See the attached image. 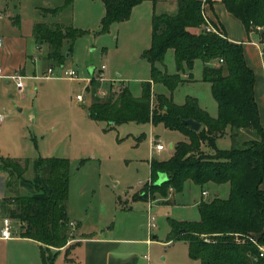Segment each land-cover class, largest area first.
<instances>
[{
  "label": "rangeland",
  "instance_id": "1",
  "mask_svg": "<svg viewBox=\"0 0 264 264\" xmlns=\"http://www.w3.org/2000/svg\"><path fill=\"white\" fill-rule=\"evenodd\" d=\"M55 1L56 5L63 3V0ZM51 2L0 0L3 9L0 31L11 38H23L27 54L38 55L43 49L49 50L46 44H41L43 49L33 45L31 33L35 22H63L84 31L74 39L71 50H68L71 43L68 41L60 48L63 56L70 53L63 64L54 62L45 67L38 60L33 64L28 59L26 74L29 77L24 79L22 91L17 90L14 82L0 91L3 117L0 156L27 159L25 176L29 179L39 157L69 159L67 215L71 220L68 218L67 243L82 239L78 229L86 236L102 239L99 243L81 244L75 249L78 264H201L190 258L187 242L171 243L167 239L170 219L199 218L194 199L200 198L201 188L189 182L181 192L175 193L176 205L172 207L171 203L161 204L171 201L170 192L162 196L150 189L154 181L150 160L166 159L171 151L170 144L182 140V133L165 127L162 122L131 121L110 127L107 122L92 120L87 115L90 104L105 99L110 91L112 82L101 77L120 78L133 96L141 94L142 82L150 76V64L143 52L151 42V13L140 6L129 21L113 23L107 32L100 33V18L104 12L100 0H74L70 7L56 15L43 14L40 8ZM10 16H18L19 25L12 24ZM164 65L167 73L176 72L172 49L165 54ZM49 67L53 68V76L46 78L44 75ZM89 68H93L94 73H90ZM65 70H74L78 78L65 77ZM201 75L202 63L197 60L193 80L180 83L172 99L176 104H183L187 96L195 97L201 108L216 116L217 103L210 83L202 81ZM113 84L114 89L125 86ZM160 92L169 94L162 84H156L153 93ZM77 95L83 99H76ZM252 137V132L242 130L238 142L241 144ZM153 139L165 148L154 150ZM232 146L229 134L215 140L218 149ZM203 150L213 153L214 147L204 144ZM203 188L208 191L204 200H210L215 196L227 197L229 185L209 183ZM118 196H121L119 202ZM136 197L140 199L132 201ZM151 215L156 227L149 229ZM21 225L20 222L15 224L20 234ZM54 251L55 247H49L46 253L52 256ZM9 255L12 264H29L33 257L36 264H42L39 255L29 246L14 245ZM62 262V254L54 257L53 264Z\"/></svg>",
  "mask_w": 264,
  "mask_h": 264
},
{
  "label": "trees",
  "instance_id": "2",
  "mask_svg": "<svg viewBox=\"0 0 264 264\" xmlns=\"http://www.w3.org/2000/svg\"><path fill=\"white\" fill-rule=\"evenodd\" d=\"M72 1L64 0L62 6L44 10L56 14ZM142 1L103 0L105 12L99 32L105 33L112 23L127 20L132 7ZM222 2L247 32L255 28L261 31L264 49V0ZM205 4L211 5L212 0H177L175 13L154 12L150 46L143 52L150 64V79L142 82L141 94L133 96L127 86L114 89L111 83L107 97L93 101L87 115L92 120L107 122L110 127L131 121L162 122L165 127L186 135V140L174 144L171 156L150 160L154 179L151 192L166 196L171 189L181 192L189 182L203 191L209 183H228L229 191L225 198L201 200L197 220L170 219L167 239L186 241L190 258L201 264H263L259 246H264V192L260 188L264 176V130L254 99V74L245 63L242 45L230 42L222 27L205 17ZM208 22L215 31L206 30ZM83 32L60 23L39 22L33 26L34 42L38 47L47 45L46 59L51 64H63L66 53L63 56L60 48L68 41L71 50L72 42ZM169 49L173 50L176 69L172 74L167 73L164 65ZM197 60L202 63L201 80L210 83L217 103L215 117L201 108L195 97L187 96L183 104L172 99L180 83L193 80ZM153 84H162L169 94L153 93ZM188 118L200 123L197 131L182 123ZM242 130L252 132L253 137L239 144ZM228 134L233 146L216 148L215 140ZM204 144L214 147L213 153L204 151ZM69 165L65 157H39L37 173L48 191L40 196L19 195L14 189L19 180H26L28 160L0 156V169L7 173L6 186L11 191L4 198L9 205L8 216L22 224L21 236L46 246L42 250L43 264H53L55 254L46 253L49 247L59 249L67 244ZM159 173H165L167 179L155 184ZM36 187L42 189L40 184ZM137 199L140 198L132 201Z\"/></svg>",
  "mask_w": 264,
  "mask_h": 264
},
{
  "label": "crops",
  "instance_id": "3",
  "mask_svg": "<svg viewBox=\"0 0 264 264\" xmlns=\"http://www.w3.org/2000/svg\"><path fill=\"white\" fill-rule=\"evenodd\" d=\"M100 1L102 2L103 7H104L103 0H100ZM176 1L177 0H156V2H153L152 0H143L139 4L133 6L131 11H130L129 18L127 20H124L121 22L129 21L132 18L134 10H139L137 8H139L140 6H143V8L149 10V12L151 13V19H152V15L154 12H157V13L166 12V13H170V14L175 13ZM54 2H56V1L52 0V2L48 4V6L41 7L40 8L41 12L43 14H50L51 15L52 13L45 12L44 9H47V8L51 9V8L62 6L64 3V0H63V3L59 4V5H56ZM73 2H74V0L68 6L63 7L58 13H60L63 9L70 7L73 4ZM2 11H3L2 6H0V14L3 13ZM104 12H105V7H104ZM104 12H103V14H104ZM203 12H204L205 17L209 21L215 22L222 27V29L225 32L226 38L230 42L242 45L243 57H244L245 63L253 71V74H254V86H253L254 99H255L257 109H258V113H259V120H260V123L263 127V130H264V49L260 43L261 31H259L255 28V29H252L250 32H247L245 30L243 23L237 17H235L233 14H231L230 12L227 11L222 0H212L211 5L205 4L203 7ZM58 13H56V14H58ZM56 14H52V15H56ZM101 18H100V20H101ZM10 20H11L12 24L19 25L20 20H19L18 16H10ZM121 22H114V23H121ZM36 23H39V22H35L34 24H36ZM43 23H47V24L60 23L63 26H71L72 27V24H66V23L57 22V21L43 22ZM34 24H33V26H34ZM33 26H32V33H31L33 45L36 48L43 49L41 46L38 47L34 42ZM0 39L2 41V44L0 46V67L2 68V70L4 71L5 74H10L13 71H18L19 73L24 75L25 78L29 77L26 74V62L28 59L33 64H35L36 60H38L45 67H48L51 65V63L46 59L48 52H46L44 49L38 55H35L33 53L27 54L26 49H25V40L23 38L21 39L20 37H16V36L11 38V37H9V35L3 34L0 31ZM149 46H150V44H149ZM69 55H70V53L68 52L67 56H69ZM173 56H174V54H173ZM43 71H45V69ZM99 76H101V75H99ZM182 77H184L183 74H182ZM101 78L104 79L105 81H109V82L117 83V84L123 83L125 86H127L126 82L124 80H121L120 78L119 79H111V78L105 77V76L101 77ZM149 79H150V76L147 80H149ZM10 82H13V81H11L9 79H4L0 83V86H1L0 91H3L4 88H9ZM86 83H87V85L89 84L88 82H86ZM155 85L156 84L152 85V90H153V87ZM160 93H163V92H160ZM213 117H215V116H213ZM186 139H187L186 135H184L182 133V140H186ZM182 140H179V141H182ZM174 144L173 143L170 144L171 151H170L169 155L167 156V158L169 156H171V154L173 152ZM2 157H9V156L2 155ZM34 171L35 172L32 175V178H30V179L27 176H25L26 173L24 174V178L26 180H19L18 181V183L14 189L15 192L17 191L19 193V195L40 196V195H43L45 192L48 191L47 185L45 183H43V180L41 179V177L37 173L36 163L34 164ZM69 173H70V167H69ZM6 181H7V173L4 170L0 169V228L2 226L3 218H5V217L10 218L8 216L9 205L4 201V198L9 197V194H11V191H9V186L8 187L6 186ZM40 182L43 183L41 185L42 189L38 190L36 186L39 185ZM260 188L264 192V176H263L262 182L260 184ZM204 191H206L208 193L207 190H204ZM40 192L42 194H40ZM202 192H203V190H201L200 198L194 199V204L196 206H198V203L204 199V197H203L204 195L202 194ZM175 193L176 192H174L171 189V191H170L171 201L168 200L166 205H170V203H171V207L176 205L175 204L176 202L174 200ZM137 200H139V199H137ZM161 204H165V203H161ZM66 212H67V203H66ZM68 218H69V216H68ZM197 219H198V216L197 217L192 216L191 219H185L184 218V219H175V220L184 221V220H197ZM10 220H11V223L13 225V232H12L13 235H12V238H10V239L0 238V244H1V246H0V264H12V262L10 263V261H9V258H11V256L9 255V250L14 245H18V246L22 245V246H27V247L29 246V248L30 249L32 248V250L34 251V254L37 253L39 255L40 261L42 262V250L46 249V246L39 243L36 240L21 236L18 228L15 226V224L19 223V222L15 219H12V218H10ZM77 229H78V227H77ZM78 232H79V234L82 235L81 240L76 241V243L72 242L74 244L67 243L64 247L59 248V249L55 248V251L53 253V254H55V256L58 254L63 255L62 264H64V263L78 264L76 257H74L75 249L78 246H80L81 244L99 243L102 240L101 238H98L96 236H86V235H84L83 232L80 233L79 229H78ZM155 237L156 236H154V238ZM180 241H182V240H180ZM146 242H150V241L148 239H146ZM174 242L175 241H171V243H174ZM184 242H186V241H184ZM71 244L73 246L71 247L70 251H67L68 246H70ZM67 260H68V262H67ZM28 263L29 264H36L35 258L33 257V260L29 261ZM42 264H43V262H42ZM263 264H264V256H263Z\"/></svg>",
  "mask_w": 264,
  "mask_h": 264
},
{
  "label": "built area",
  "instance_id": "4",
  "mask_svg": "<svg viewBox=\"0 0 264 264\" xmlns=\"http://www.w3.org/2000/svg\"><path fill=\"white\" fill-rule=\"evenodd\" d=\"M0 16H1V14H0ZM207 24H208V26L206 28L207 31H209L210 29H212V31H215V29L210 25L209 22ZM1 44H2V41L0 39V46H1ZM219 62H222V59H219ZM102 68H103V66H102ZM63 75L67 78H70V79L78 78L77 73L74 70H65L63 72ZM51 76H53V68L49 67L47 69V74H45L44 77L48 78ZM4 79H9V80L13 81L17 90H19V91H22V89L24 88L25 76L22 75L21 73H19L18 71H13L10 74H5L4 71L2 70V68L0 67V83ZM86 81H89V79H86ZM76 99L82 100L83 97L81 95H77ZM2 118L3 117L0 114V121H2ZM152 141L154 142V145H153L154 150L161 151L165 148L164 144H162L161 142L155 141L154 139ZM202 194L207 195V192L203 191ZM154 220H155V218L153 215L149 216V218H148L149 229L156 227ZM71 224H73V223L71 222ZM12 232H13V225L11 223L10 218H8V217L3 218L2 226L0 228V238L10 239V238H12V235H13ZM259 249H260L259 256L263 257L264 256V246H259ZM144 257L148 259V256L145 255Z\"/></svg>",
  "mask_w": 264,
  "mask_h": 264
},
{
  "label": "water",
  "instance_id": "5",
  "mask_svg": "<svg viewBox=\"0 0 264 264\" xmlns=\"http://www.w3.org/2000/svg\"><path fill=\"white\" fill-rule=\"evenodd\" d=\"M67 55H68V53H66V56ZM89 71H90V73H92L93 68H89ZM182 123L189 126L194 131H197L200 128V123L198 121L194 120L193 118L184 119V120H182ZM166 179H167V177H166L165 173H159L157 180L155 181V184H161Z\"/></svg>",
  "mask_w": 264,
  "mask_h": 264
}]
</instances>
